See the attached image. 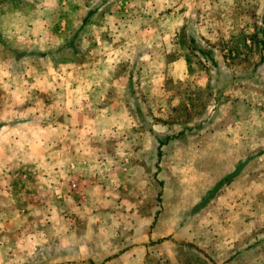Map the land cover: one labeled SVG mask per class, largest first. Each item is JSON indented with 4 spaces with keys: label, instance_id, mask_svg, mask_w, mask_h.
<instances>
[{
    "label": "rangeland",
    "instance_id": "374dc122",
    "mask_svg": "<svg viewBox=\"0 0 264 264\" xmlns=\"http://www.w3.org/2000/svg\"><path fill=\"white\" fill-rule=\"evenodd\" d=\"M263 12L0 0V264H264Z\"/></svg>",
    "mask_w": 264,
    "mask_h": 264
},
{
    "label": "trees",
    "instance_id": "16d2710c",
    "mask_svg": "<svg viewBox=\"0 0 264 264\" xmlns=\"http://www.w3.org/2000/svg\"><path fill=\"white\" fill-rule=\"evenodd\" d=\"M89 13H90V12H89ZM86 17H87V16H86ZM86 17L82 20V23L85 22ZM261 24L263 25V28H262V30H261V35L263 36V43H262V44H263V46H264V12H263V14H262V16H261ZM188 43H189V46H190V48H191V50H192L193 52L199 54V55H200L201 57H203V58H208V59L210 60V62H213L212 59H211V51H209V50H207V49L201 47V46H200L199 44H197V43L194 41V39H192V38H189V42H188ZM65 48H68V47L65 46ZM260 60H262V59H260ZM128 85H130V80H129ZM181 136H183V135L178 134V135L174 136L173 138H174V139H179ZM168 139H169V138L166 137V140H168ZM162 144H163L162 141H159V144H158L159 146H158V147H160ZM238 168H239V166H237V168L235 169V171H234L233 173H231V174L227 175L226 177H224L223 180H222V182H220V183H218L217 185H215V187L218 188V187L221 185V183H223V182H228L231 178H233V177L237 174V172H238ZM164 240H165V238H164V239H159V240L156 241V243H160V242H162V241H164ZM180 245H182L183 247H186V248H189V249H192V250H195V251H197V252L202 253V251H201L200 249H198L196 246H194V245H192V244H189V243H182V244H180ZM210 262H211V261H210ZM211 264H215V263H212V262H211Z\"/></svg>",
    "mask_w": 264,
    "mask_h": 264
},
{
    "label": "crops",
    "instance_id": "0c3cea01",
    "mask_svg": "<svg viewBox=\"0 0 264 264\" xmlns=\"http://www.w3.org/2000/svg\"><path fill=\"white\" fill-rule=\"evenodd\" d=\"M1 114V113H0ZM79 116H82V114H80ZM72 118H73V115L70 113V118H69V120H70V122L72 121ZM2 129V128H1ZM37 146V145H36ZM20 148H24V146H22L21 145V147H19V149ZM15 153H16V156L18 155V153H17V151L15 150ZM5 157H6V160H8V162H9V164H14L12 161H11V159L9 158V155H5V154H3L1 151H0V163H2V161H3V159H5ZM4 228H7V224L6 223H4L3 222V224L2 223H0V232L4 229ZM1 233H0V238H2L1 237Z\"/></svg>",
    "mask_w": 264,
    "mask_h": 264
}]
</instances>
